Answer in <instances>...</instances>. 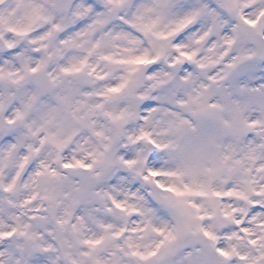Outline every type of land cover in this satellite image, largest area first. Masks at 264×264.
<instances>
[{
    "label": "clouds",
    "instance_id": "9594fccd",
    "mask_svg": "<svg viewBox=\"0 0 264 264\" xmlns=\"http://www.w3.org/2000/svg\"><path fill=\"white\" fill-rule=\"evenodd\" d=\"M0 264H264V0H0Z\"/></svg>",
    "mask_w": 264,
    "mask_h": 264
}]
</instances>
